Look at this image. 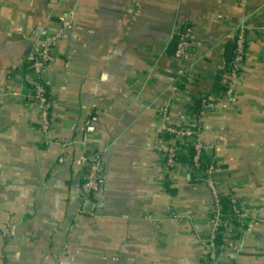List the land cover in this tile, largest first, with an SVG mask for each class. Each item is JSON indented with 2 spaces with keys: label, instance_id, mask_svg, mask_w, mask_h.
Here are the masks:
<instances>
[{
  "label": "crops",
  "instance_id": "obj_1",
  "mask_svg": "<svg viewBox=\"0 0 264 264\" xmlns=\"http://www.w3.org/2000/svg\"><path fill=\"white\" fill-rule=\"evenodd\" d=\"M186 26L184 64L171 49ZM238 26L248 43L226 104L217 81ZM46 36L59 40L43 130L28 79ZM203 95L218 102L201 126L204 154L251 223L234 226L220 258L264 264V0H0V264H207L218 234L205 176L166 167L158 150L163 108L194 128ZM96 154L101 184L87 202Z\"/></svg>",
  "mask_w": 264,
  "mask_h": 264
},
{
  "label": "built area",
  "instance_id": "obj_2",
  "mask_svg": "<svg viewBox=\"0 0 264 264\" xmlns=\"http://www.w3.org/2000/svg\"><path fill=\"white\" fill-rule=\"evenodd\" d=\"M177 41L176 48L174 52V59L177 62L188 63L192 60V54L190 52V39L192 35V30L189 26L183 27L176 33ZM59 37L56 36H46L39 41V46L36 53L32 57V62L29 65V85L30 93L29 98L33 102L37 103L40 108V114L42 119L43 130L49 129L50 126V113H51V100L47 92L45 82L43 80L47 66L54 60L55 57V47L57 45ZM234 45L235 49L233 52V60L231 62V68L225 73V84L223 93V99L226 104L235 102V85L236 81L241 73L245 52L248 43V34L244 26H238L234 31ZM218 105V102L207 98L206 95L202 96L201 108L196 113V121L198 124L197 128H185L180 125H175L170 121L168 114V109L163 108L162 110V120L164 124L159 134V145L158 150L161 153L165 165L168 168H175L178 165L175 156L181 153L183 149L181 144L183 142H190L191 146L195 149L196 153L194 156L195 165L198 168L200 163L204 160V145L199 139V134L201 128L200 125L206 120L209 114ZM171 135L170 139H166L165 135ZM178 141L181 144H177ZM186 151V150H185ZM60 162L63 158L59 159ZM215 171L214 167L208 169L205 173H201L205 176V182L209 186L211 193L214 198V211H213V223H214V233L219 234L220 226L223 225L224 230L222 231L224 240L221 243H217L215 237H212L206 242V263L207 264H224L221 254L232 247L233 236L235 235L234 220L245 224L246 227L251 225L247 221L246 216L241 211L239 207V202L235 197L232 198V205L228 213L233 218L225 216L221 212V205L219 203L218 197L221 194V190L215 181L213 173ZM100 157L99 155H94L88 162L86 171V180L82 183L80 194L83 201H91L92 197L96 195L100 189ZM245 227V228H246Z\"/></svg>",
  "mask_w": 264,
  "mask_h": 264
},
{
  "label": "trees",
  "instance_id": "obj_3",
  "mask_svg": "<svg viewBox=\"0 0 264 264\" xmlns=\"http://www.w3.org/2000/svg\"><path fill=\"white\" fill-rule=\"evenodd\" d=\"M174 38L177 39L176 35H175ZM175 48H176V43H175V45H173V47L171 49V51L173 52V54L175 52ZM234 49H235V45H234V41H233L231 43V46L228 47V49H227V61H226V64L224 66L225 73L228 72L229 69L231 68V62L233 60V52H234ZM31 62H32V60L30 61V63ZM182 63L187 64L185 62H182ZM221 74L222 75H221L220 79H218L217 84L219 85L218 86L219 88L224 89V84H223V86L222 85L220 86V84H222L225 81V79H224L225 78V75H224V72H221ZM206 97L208 98L209 95H206ZM201 103H202V97H197V98H194L193 99V103H192L191 109L193 110V112H195V115L200 110ZM201 126L202 125H200L199 128H201ZM197 127L198 126H196L194 128H197ZM165 137H166V139H170L173 136H171V135L168 134V135H165ZM177 144H181V142L178 141ZM190 144H191L190 142H183V144H181V146H182L183 149L181 150V153L180 154H178V155L175 156V159L177 160L178 164H181L182 163V164H186L187 165L188 169L192 173V178H193L192 180H194V179L197 180L198 178L201 179V177H199V174L198 173L199 172L205 173L211 167H214L215 168V167L219 166L221 168V166L218 165L219 163H217L216 160L209 159V158L206 157V155L204 156V160L200 163V166L197 168L196 165H195V161H194V156H195L196 151H195V149ZM85 180H86V175L81 180V183H83ZM233 197H234L233 195H231L229 193L225 194L222 191H221V194L218 197L219 203L221 205V212L224 213L225 216H228L231 219L233 218V215L231 216L228 213V211L231 208L232 198ZM234 223L237 226L238 225H242L244 228L246 227L245 224H242V223H240L237 220H234ZM219 230L220 231L223 230V225L220 226ZM221 237H222V233H219L216 236V242L217 243H221Z\"/></svg>",
  "mask_w": 264,
  "mask_h": 264
}]
</instances>
